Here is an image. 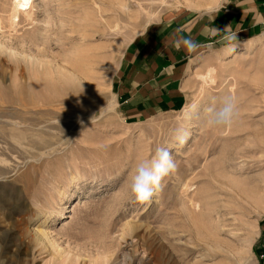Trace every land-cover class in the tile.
I'll return each instance as SVG.
<instances>
[{
	"label": "rangeland",
	"instance_id": "rangeland-1",
	"mask_svg": "<svg viewBox=\"0 0 264 264\" xmlns=\"http://www.w3.org/2000/svg\"><path fill=\"white\" fill-rule=\"evenodd\" d=\"M15 2L0 0V264H255L264 25L200 46L185 107L131 122L114 94L128 42L178 9L219 0H32L16 17ZM229 94L233 124L208 127L209 109ZM161 146L176 170L140 203L135 166Z\"/></svg>",
	"mask_w": 264,
	"mask_h": 264
},
{
	"label": "crops",
	"instance_id": "crops-1",
	"mask_svg": "<svg viewBox=\"0 0 264 264\" xmlns=\"http://www.w3.org/2000/svg\"><path fill=\"white\" fill-rule=\"evenodd\" d=\"M263 1L219 0L210 10L178 9L150 22L128 42L116 69L114 94L122 117L136 122L182 108L187 98L186 74L195 51L189 52L183 46L177 50L175 41L192 38L198 49L253 37L264 24ZM205 29L208 34H202ZM211 29L219 32L211 34ZM229 34L235 38L226 41L224 37ZM253 252L255 264H264V217L258 224Z\"/></svg>",
	"mask_w": 264,
	"mask_h": 264
},
{
	"label": "clouds",
	"instance_id": "clouds-1",
	"mask_svg": "<svg viewBox=\"0 0 264 264\" xmlns=\"http://www.w3.org/2000/svg\"><path fill=\"white\" fill-rule=\"evenodd\" d=\"M210 32L211 34H216L219 31L211 29ZM208 33L209 30L205 29L202 34ZM234 38L230 34L224 37L226 41ZM181 46L192 52L197 49L198 44L192 38L181 37L175 41V47L179 50ZM237 115L238 104L236 97L229 94L222 98L219 106L209 109L206 123L208 127L214 129L230 127ZM174 138L180 145H183L188 139L187 130L178 129ZM176 167L177 165L167 147L156 148L149 159L141 160L135 166L130 185V191L134 198L140 203L150 202L155 193L161 189L164 178L174 173Z\"/></svg>",
	"mask_w": 264,
	"mask_h": 264
},
{
	"label": "bare ground",
	"instance_id": "bare-ground-1",
	"mask_svg": "<svg viewBox=\"0 0 264 264\" xmlns=\"http://www.w3.org/2000/svg\"><path fill=\"white\" fill-rule=\"evenodd\" d=\"M16 5H15V7H16V9H15V17L16 16H18L19 15V13L21 12V11H23L24 10V13H26L25 11L27 10V12L29 11L28 9H31L32 8V0H16ZM30 13V12H29ZM26 15H27V13H26ZM29 16V15H28ZM14 18V17H13ZM19 20V18H17V21ZM238 45H240V44H237V45H230V46H228L227 48H226V52L229 54V53H231L232 51H234V49H236L237 47H238ZM214 72L213 70H210L208 73L209 74H211L212 72ZM211 72V73H210ZM208 74V75H209ZM214 74V73H213ZM212 75V74H211ZM214 76V75H213ZM209 77V76H208ZM206 78V77H205ZM211 78V77H210ZM209 78V79H210ZM202 100H205V99H202ZM204 104V103H203ZM202 104V105H203ZM75 185H77V184H75ZM79 186V185H78Z\"/></svg>",
	"mask_w": 264,
	"mask_h": 264
},
{
	"label": "built area",
	"instance_id": "built-area-1",
	"mask_svg": "<svg viewBox=\"0 0 264 264\" xmlns=\"http://www.w3.org/2000/svg\"><path fill=\"white\" fill-rule=\"evenodd\" d=\"M263 3V5H264V1L262 2ZM264 23V22H263ZM264 25V24H263Z\"/></svg>",
	"mask_w": 264,
	"mask_h": 264
}]
</instances>
